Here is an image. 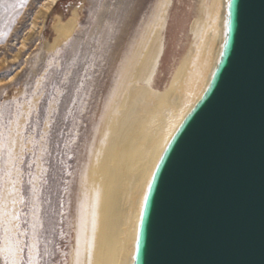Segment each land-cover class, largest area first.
I'll use <instances>...</instances> for the list:
<instances>
[{"label":"water","instance_id":"obj_1","mask_svg":"<svg viewBox=\"0 0 264 264\" xmlns=\"http://www.w3.org/2000/svg\"><path fill=\"white\" fill-rule=\"evenodd\" d=\"M231 11L212 88L173 141L153 210L158 171L136 264H264V0Z\"/></svg>","mask_w":264,"mask_h":264},{"label":"snow or ice","instance_id":"obj_2","mask_svg":"<svg viewBox=\"0 0 264 264\" xmlns=\"http://www.w3.org/2000/svg\"><path fill=\"white\" fill-rule=\"evenodd\" d=\"M27 3L28 0H0V13L5 20L3 29H0V43L11 35L19 15L18 8L23 9ZM165 6L171 7V3H149L147 6L137 3L114 4L115 12L112 8L107 9V19L99 20L90 42L85 37L78 48L66 50L63 57L57 50L38 74L29 77L31 82L25 83V90L19 95L12 93L10 87L17 79L13 75L14 69L7 65L0 69L6 77L0 80V90H3L0 95V264H69L68 245L63 243L67 234L62 227L57 229L55 221L57 215H65L62 211L64 204L62 197L58 196L57 205L53 208L51 196L54 186L59 182L57 173L63 171V167H58L64 163L59 154L81 139L80 123L73 115L77 94L85 89V82L92 79L88 75L90 66L95 68L97 61L106 62V52L110 53L124 38L125 27L131 25L136 28L142 25L150 13L154 20L159 19L157 9ZM220 7L223 49L229 43L233 0H226V3L222 0ZM225 7L228 9L227 14L223 11ZM238 16L237 13V19ZM220 55L223 56L224 52L221 51ZM13 64L19 66L17 61H13ZM211 75L214 77L216 73L212 72ZM212 85V81H209L204 91L207 92ZM65 97L67 104L64 103ZM203 99V96L199 97L196 103ZM194 108L195 105L181 115L159 148L156 161L145 180L139 210L140 223L144 222L150 194L157 183V174L162 165L164 174L159 176L157 200L151 201L153 210L165 190L168 174L174 164V159L168 153L170 149L173 150V141ZM84 110L79 109L81 116ZM73 131L75 135H70ZM29 144L33 146L32 149L28 148ZM37 150L40 155H37ZM178 151L179 146L173 150L174 156ZM44 192L48 193L47 197L43 196ZM45 203L49 206L47 211L43 208ZM95 215L93 213L90 235H86L81 218L72 264H92L96 243ZM140 244L138 226L129 264H136L139 259Z\"/></svg>","mask_w":264,"mask_h":264},{"label":"bare ground","instance_id":"obj_3","mask_svg":"<svg viewBox=\"0 0 264 264\" xmlns=\"http://www.w3.org/2000/svg\"><path fill=\"white\" fill-rule=\"evenodd\" d=\"M174 1L158 0L157 4L171 3V7L157 9L159 19L151 14L126 53L133 55L121 66L116 80L120 83L114 85L103 123L97 125L99 140L83 174L77 226L79 230L83 218L86 235H90L96 214L92 264H129L145 180L172 126L204 94L220 55L222 0H194L189 15L172 25ZM57 2L45 0L43 12H51ZM223 11L226 14V7ZM78 14L73 8L67 22L56 16V36L45 43V49L55 48L72 34ZM172 28L183 31V41L178 53L174 50L168 55ZM25 47L23 41L15 58ZM165 62L169 69L162 79Z\"/></svg>","mask_w":264,"mask_h":264},{"label":"rangeland","instance_id":"obj_4","mask_svg":"<svg viewBox=\"0 0 264 264\" xmlns=\"http://www.w3.org/2000/svg\"><path fill=\"white\" fill-rule=\"evenodd\" d=\"M44 2L45 0H28L27 5L23 9L18 8L19 15L16 17V24L12 28L11 35L6 41L0 43V69H4L6 65L14 69L13 75L17 79L14 85L10 87L11 92L17 95L25 90L24 85L26 82H31L29 77H34L35 74H38L46 61L54 56L57 50L60 51L61 57H63L66 50L78 48L85 37H88L90 42L92 33L97 30L99 20L101 18L107 19L105 15L107 9L112 8L113 12H115L113 8L114 4L137 3L147 6L149 3L153 5L157 4L158 0H58L57 5L49 13H44L41 8ZM174 2L172 25L178 18L183 19L189 15L194 0H175ZM73 8L78 10L79 17L72 34L67 39L61 41L55 48L51 50L45 49V43L47 41L51 42L56 36L53 27L56 16L61 17L63 22H67L72 17ZM150 16L151 13L144 23L138 25L136 28H133L131 25L125 27L124 38L117 43L110 53L106 52V62L97 61L95 68L90 66L88 75L92 79L86 81L85 89H82L77 94V103L73 115L80 123L79 133L81 139L72 144L68 150L59 154L60 160L64 163L58 167H63V171L57 173L59 182L54 186L51 196L53 208L57 205L58 196L62 197L64 204L62 211L65 215L63 217L57 215L55 221L57 229L59 230L62 227L63 231L67 234L63 243L68 245L69 264H72V255L78 235L79 210L81 211L79 207H82V203L79 201L82 198L81 183L83 174L90 162L91 155L89 154L95 147L94 143L99 140V133L97 131L103 123L104 115L109 108L111 98H113L112 89L114 85L120 83L117 82L119 81L118 77L121 72V66L126 65L130 59L129 57L133 55L129 54L127 56L126 53ZM2 17L3 14L0 13V29H3L5 23ZM34 23L36 25L33 28ZM183 34V31L179 29L175 30L172 28L169 31L168 55L172 54L174 50H176V53L181 50ZM23 41L26 47L20 51L19 57L15 58ZM13 61H17L19 66L17 67L16 64H13ZM168 69L169 64L165 62L161 68L162 73L160 76L162 79L166 78ZM5 78L3 73L0 72V80ZM2 92L3 90H0V95H2ZM64 103H68L67 97L64 98ZM80 108L85 109L83 116L79 114ZM61 111L63 112V105L61 106ZM70 135H75V131L70 133ZM32 147L31 144L28 145L29 149H32ZM37 155H40L39 150H37ZM60 177L63 179L61 180ZM37 185L39 186V180L37 181ZM65 189L67 190L65 191ZM43 196L47 197L48 193L44 192ZM48 207L47 203L43 204L45 211L48 210Z\"/></svg>","mask_w":264,"mask_h":264}]
</instances>
